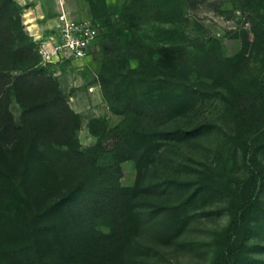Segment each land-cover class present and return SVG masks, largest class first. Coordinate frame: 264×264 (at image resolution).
<instances>
[{
  "label": "rangeland",
  "instance_id": "rangeland-1",
  "mask_svg": "<svg viewBox=\"0 0 264 264\" xmlns=\"http://www.w3.org/2000/svg\"><path fill=\"white\" fill-rule=\"evenodd\" d=\"M14 1L23 16L31 7L43 15L33 36L22 16L23 24L40 68L82 121L78 158L43 139L37 145L31 190L41 209L82 185L136 187L143 223L131 264H264V0ZM62 15L99 28L82 62L40 55ZM10 108L20 122L15 98ZM93 119L103 133L89 128ZM140 129L152 136L139 151L127 135ZM0 190L15 206L16 194ZM173 212L186 225L164 243L158 233ZM94 228L110 231L102 221ZM45 250L48 262L65 264Z\"/></svg>",
  "mask_w": 264,
  "mask_h": 264
},
{
  "label": "trees",
  "instance_id": "trees-1",
  "mask_svg": "<svg viewBox=\"0 0 264 264\" xmlns=\"http://www.w3.org/2000/svg\"><path fill=\"white\" fill-rule=\"evenodd\" d=\"M22 12L14 0H0V189L18 197L15 206L0 197V264H52L45 259L47 246L65 264H131V240L143 223L134 202L136 187L94 191L82 185L43 210L31 190L41 162L40 140L66 147L70 156L78 158L77 131L82 121L58 80L40 68ZM13 98L23 109L20 122L10 108ZM98 126L103 133L105 125L99 119H93L89 128L96 132ZM161 135L182 138L180 132ZM127 136L140 151L149 145L152 133L140 129ZM4 141H14V148L1 145ZM71 210L75 215H70ZM98 221L108 225L109 233L95 230ZM185 225L186 220L173 212L158 236L170 243Z\"/></svg>",
  "mask_w": 264,
  "mask_h": 264
},
{
  "label": "built area",
  "instance_id": "built-area-1",
  "mask_svg": "<svg viewBox=\"0 0 264 264\" xmlns=\"http://www.w3.org/2000/svg\"><path fill=\"white\" fill-rule=\"evenodd\" d=\"M52 35L40 49V55L51 64L82 62L99 35V28L89 20H78L62 15Z\"/></svg>",
  "mask_w": 264,
  "mask_h": 264
},
{
  "label": "crops",
  "instance_id": "crops-1",
  "mask_svg": "<svg viewBox=\"0 0 264 264\" xmlns=\"http://www.w3.org/2000/svg\"><path fill=\"white\" fill-rule=\"evenodd\" d=\"M36 7H31L30 9H27L26 10V13L25 15L23 16L24 17V22H25V25L27 27V30L30 32V34L33 36V34H35L37 32V24H40V18L39 16H43L42 14L40 13H37L36 11ZM56 19H53V20H50V21H47V23L45 22H42L44 26H52V22H55ZM39 22V23H38ZM52 23V24H51Z\"/></svg>",
  "mask_w": 264,
  "mask_h": 264
}]
</instances>
